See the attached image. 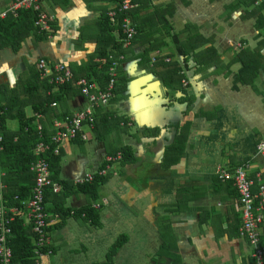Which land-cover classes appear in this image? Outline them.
Segmentation results:
<instances>
[{
    "label": "crops",
    "instance_id": "obj_1",
    "mask_svg": "<svg viewBox=\"0 0 264 264\" xmlns=\"http://www.w3.org/2000/svg\"><path fill=\"white\" fill-rule=\"evenodd\" d=\"M15 1L0 0V11ZM116 1L46 0L42 8L54 18L53 35L44 41L28 38L15 54L10 48L0 50V88L5 87L6 96L23 92L29 82L26 72L40 59L66 65L75 78L90 77L101 86L99 22ZM135 2L136 21L143 29L123 53L114 98L97 112L96 126L82 127L87 141L77 139L60 148L55 181L67 212L48 229L53 253L43 263L104 264L124 236L127 242L112 264H254L253 248L239 234L242 219L234 183L222 182L219 175L243 169L255 180L256 195L264 186V157L257 151L264 143V2ZM171 34L182 43L202 36L209 44L197 53L214 48L219 63L204 67L191 55L185 64ZM247 48L260 55L258 76L235 89L240 65L232 61ZM175 62L182 80L172 89L160 76L164 66ZM75 88L60 94L51 107L54 121L88 107ZM58 91L53 87L51 93ZM6 96L0 94V104ZM25 113L37 123L45 120L33 107ZM180 132L187 135L183 156L166 166L165 152ZM124 148L131 150L133 161L123 160ZM119 153L121 161L112 165L96 193L95 182L82 189L74 185L77 178L103 168L107 155ZM86 207L100 213L99 227L77 215ZM259 232L264 238V219Z\"/></svg>",
    "mask_w": 264,
    "mask_h": 264
},
{
    "label": "trees",
    "instance_id": "obj_2",
    "mask_svg": "<svg viewBox=\"0 0 264 264\" xmlns=\"http://www.w3.org/2000/svg\"><path fill=\"white\" fill-rule=\"evenodd\" d=\"M256 1L257 4L264 2V0L261 2H259V0ZM133 4L134 8L128 11V15H130L134 23L138 25L140 33L143 28L139 22L136 21L138 10L135 0H133ZM41 12L45 13L43 8ZM39 14L40 12L31 9L21 11L16 18L9 15L5 19H0V50L10 48L15 54L19 51L21 44L30 37H33L38 41L49 39V37L53 35V31L51 33L40 32L35 27V22ZM99 25L101 31V34H99V36H101L99 58L102 61L100 76L104 80L101 86L105 87L108 83L107 72L110 67L109 55L117 52L118 54L116 56H119L124 53V50L118 41V38L113 35L116 33V30L119 31L121 28L120 26L111 23L107 16V12L102 15ZM169 29L172 31L173 28L170 26ZM139 33L135 36L132 43L137 39ZM171 35L175 39L174 45L176 47V53L179 57L185 59V64L189 61V57H192L191 55L195 57L194 60L196 59L197 62L201 63L204 67L208 66V62L219 63L220 57L214 48H210V50L200 54L197 53L200 48L209 44L202 36L189 37L186 43H182L177 39L175 34ZM153 50V47H151L150 50H147L144 57H148ZM259 58L260 55L256 50H248L247 48V50L240 52L233 59V64L240 65V70L235 78V89L238 84H251L254 82L258 76L260 67L258 63ZM42 61L46 63V67L48 68H53L54 65H57L49 63L46 59H40L33 68H30L26 72L29 82L25 89H23L22 93L17 90L11 92L7 91L9 94L7 97L5 94V87L0 88V94L6 96L5 100H2V103L0 104V110L5 111L0 129L4 140V151L0 155V185H5L7 187L3 192L5 205L9 208L19 207L21 209L20 213L17 212L15 214L16 218L10 224L12 230L10 238V247H12L13 250L12 264H35V237L32 232V226L24 225L23 212L26 210V207L22 206V203L31 197L35 186V176L30 173L31 166L37 161L34 148L42 142L48 144L50 137L54 133L53 119L57 116L55 113H51V107L56 105L60 98V94L67 91L73 92L76 89L75 87H77L73 81L63 85V87L51 86L49 80L42 78L41 76L43 73V71L40 70V64ZM164 67L162 75L160 76L161 79L167 83L168 87L177 89L182 80L180 66L175 62ZM77 79L79 78H75V80ZM53 87L58 88L59 91L57 94L53 95V93H51ZM28 107H33V111L36 114L43 116L45 120L37 123V119H35L36 117L31 119L27 118L25 110ZM72 115H65L62 120L66 116ZM10 121H17L19 123V128H10ZM39 127H41L40 131H38ZM186 138L187 135L180 132L176 137L175 142L166 150L164 161L166 166L176 163L183 156ZM122 150L123 160L133 161L131 150L129 148H124ZM41 158L47 162L50 173L52 174V180H57L60 157H54L52 156L51 151H46L42 152ZM106 180L107 176L96 179L94 187L95 193L99 186L104 184ZM62 187L63 191L69 190L68 185L65 183H62ZM77 188H87V185L77 186ZM95 193L93 194L94 197ZM50 194L53 193L48 192L46 194L47 203L49 202ZM54 196L56 199L53 201V208H49L48 211L53 215L58 214L64 216L63 214H66L67 211L63 212V205L59 200L60 196L57 194H54ZM16 198H18L19 201H16ZM77 215H83L84 219L90 221L95 227L101 225L100 213H97L92 208H83L77 213ZM263 239V236L260 235L261 245H264ZM126 242L127 239L124 236L120 237L107 254V261L104 264H112L114 255Z\"/></svg>",
    "mask_w": 264,
    "mask_h": 264
},
{
    "label": "built area",
    "instance_id": "obj_3",
    "mask_svg": "<svg viewBox=\"0 0 264 264\" xmlns=\"http://www.w3.org/2000/svg\"><path fill=\"white\" fill-rule=\"evenodd\" d=\"M46 0H16L7 9L0 12V19H5L9 15L14 18L24 10H35L40 12L35 22V27L40 32L51 33L53 31L54 18L46 13H42V4ZM263 0H259L261 2ZM134 8L133 0H117L115 5L107 11L112 24L120 26L121 30L118 34V41L123 50H128L133 39L139 33L138 25L134 23L128 11ZM242 44H238V48H242ZM114 52L109 55L110 67L107 72L108 83L102 88L99 83L92 78H79L75 80L71 69L64 65H54L53 68L46 67L45 62H41L40 70L42 78L48 79L51 86H62L72 81L80 88L81 93L89 101L86 109H83L72 116H66L63 120H55L53 122L54 133L49 139V143H39L34 148L37 161L31 166L30 173L35 176V186L31 197L22 203L26 207L24 210V225H31L35 240V264H44L43 260L46 255L52 254L50 248L51 238L48 232L53 221H57L60 216L52 215L47 212L46 194L48 190L53 193H59L62 188L51 179V173L47 162L41 158L42 152L51 151L52 156L60 155V148L77 139L87 141L88 136L83 133L82 127L96 126L97 112L110 104L115 96L118 84V69L126 57L124 54L116 56ZM186 85V82H182ZM55 107V105H53ZM5 111L0 110V129L2 118ZM38 128V131H40ZM3 135L0 132V155L4 151ZM259 155L264 157V143L257 147ZM121 153L116 156L105 157V165L98 172L86 174L77 178L74 185L82 186L92 184L97 178L106 177L113 164L120 162ZM4 176V175H3ZM220 179L223 182L231 180L234 188L238 193V205L241 213L242 225L239 228V234L245 238L253 248L254 264H264V246L260 244V225L264 216V186L260 187L259 195L253 192L255 180L248 177L243 169H239L235 174L229 175L225 171L220 172ZM7 189L5 185H0V264H12L13 250L10 247V238L12 230L10 224L16 218L15 214L20 213L21 209L9 208L5 205L3 192ZM16 201H19L16 198ZM100 207V205H97Z\"/></svg>",
    "mask_w": 264,
    "mask_h": 264
},
{
    "label": "rangeland",
    "instance_id": "obj_4",
    "mask_svg": "<svg viewBox=\"0 0 264 264\" xmlns=\"http://www.w3.org/2000/svg\"><path fill=\"white\" fill-rule=\"evenodd\" d=\"M10 124L12 125V127L14 128V129H18L19 128V123L17 122V121H10ZM221 180V179H220ZM222 181V180H221ZM225 183V182H224ZM56 194H58V193H56ZM47 212L49 213V211H48V208H47ZM49 214H51V213H49ZM53 215V214H52ZM55 215H58V214H55ZM60 216V215H59ZM36 246V245H35ZM50 248H51V244H50ZM51 250H52V248H51ZM52 252H53V250H52Z\"/></svg>",
    "mask_w": 264,
    "mask_h": 264
}]
</instances>
